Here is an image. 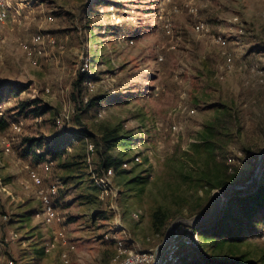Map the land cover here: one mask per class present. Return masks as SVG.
<instances>
[{
  "label": "rangeland",
  "instance_id": "rangeland-1",
  "mask_svg": "<svg viewBox=\"0 0 264 264\" xmlns=\"http://www.w3.org/2000/svg\"><path fill=\"white\" fill-rule=\"evenodd\" d=\"M189 1L28 0L20 5L16 21L10 16L0 25V82L25 87L4 110L8 121L23 122L14 155L4 154L1 145L11 131L8 127L0 131V213L10 216L0 225V240L8 230L19 235L16 242L0 247V264L7 259L14 264H61V249L45 252L54 230L34 216L41 209L39 201L33 193L22 196L27 179L23 165L38 167L32 156L23 154L25 138H41V150L51 149L44 160L53 165L41 176L45 187L56 184L57 197H63L56 208L64 219L60 227L73 237L72 264H105L114 246L103 236L123 237L121 230L129 243L149 249L155 211L177 210L186 217L192 207L223 188L222 182L236 187L233 191L262 180L264 158L259 166L257 161L264 157V82L256 70L264 71V2L197 0L193 3L197 13L192 15L185 9ZM48 14L53 22L42 20ZM197 22L226 39L231 71L222 69L223 50L212 38L194 33ZM166 24L170 35L165 33ZM38 32L54 36L64 49L48 50L36 69L26 62L18 44ZM84 61L97 75L94 93L104 97L87 129L95 139L108 131L121 137L109 153L118 159L117 167L137 153L141 157L140 164L112 179L114 196L104 201L90 177L99 157L93 153L87 162L84 141L70 145L58 137L53 123L57 114L74 111L72 82ZM7 95L0 93L2 98ZM25 100H36L49 111L35 121L30 109L16 107ZM184 107L194 114L187 115ZM97 110L105 111L98 121ZM213 124L220 131L214 148L202 140ZM172 125L178 127L175 134L168 131ZM71 126L70 119L66 127ZM56 149L59 153L52 152ZM251 155L257 157L254 162ZM224 157L227 165L237 167L251 160L248 179L237 183L227 173ZM225 199L226 195L222 204ZM136 211L141 214L133 218ZM259 218L258 235L210 247L211 241L199 236V248L217 263L264 264V211Z\"/></svg>",
  "mask_w": 264,
  "mask_h": 264
},
{
  "label": "built area",
  "instance_id": "built-area-1",
  "mask_svg": "<svg viewBox=\"0 0 264 264\" xmlns=\"http://www.w3.org/2000/svg\"><path fill=\"white\" fill-rule=\"evenodd\" d=\"M25 1L28 0H0V25L5 24L7 20L11 16L12 21H16L17 17H19L20 5L23 3H27ZM169 3L171 0H165ZM197 0H190L189 3L185 5V9L189 14L195 15L197 13V8L193 5V3ZM264 2V0H260ZM27 5V4H26ZM17 6V7H15ZM14 11L12 14L10 11ZM174 13H178V9L176 7L173 8ZM12 14V15H11ZM114 20V17H112ZM44 22H53V16L51 14L45 15L42 18ZM166 35H170L171 30L169 28V24H166L165 27ZM193 31L195 34L204 37H211L212 41L223 50L222 56L224 59L222 69H226L227 71H231L233 68V61L230 53L226 50L227 42L226 39L221 35H213L212 31L208 24L203 22H197L193 26ZM239 34H242V30L238 31ZM121 40H124L125 36H120ZM120 40V39H119ZM130 43H132L130 41ZM19 49L26 60V62L33 68H40L41 60L47 55V51L59 49L63 50L64 46L61 44V41L56 39L54 36L50 34L36 33L32 35L29 39L20 41ZM1 49V45H0ZM90 64L87 61L81 63L80 67L77 68V73H82L86 75H92L89 69ZM258 75L260 76V82H264V71L256 70ZM86 90L89 94L95 92L97 85L92 80H86L84 82ZM49 92V89L45 90ZM14 100L13 98H7L0 104V118L4 116V110L6 106L10 105V102ZM88 100L87 96L84 97L83 102L86 103ZM187 112V115H193L194 110H188L185 107L182 109ZM74 111L68 112L64 111L62 113L57 114L53 123L58 131H62L66 124L70 122V119L73 115ZM105 115V111L101 110L96 113V120H101ZM35 121H40L41 116H37L34 119ZM23 128L22 121H10L9 130L11 131V136H8L1 141L2 149L4 154L6 155H14L13 144L16 142V136L21 134ZM168 131L172 134H175L178 131V127L176 125H172L169 127ZM84 141L85 150H86V161H90V157L94 153V145L90 143L86 138H82ZM73 142H76L73 140ZM22 148V147H21ZM70 150L69 148L67 149ZM36 154L40 153V150L35 151ZM228 163H234L235 160L228 159ZM141 163L140 154H135L130 161H124L119 166L118 170H128L132 165H138ZM53 165L52 161H45L41 163L37 168L32 167L30 164H24L23 170L26 173L27 179L23 184V192L22 196L27 197L29 194H34L35 198L39 201L41 209L35 215L36 218H41L42 223L46 226H54L56 227L52 233L51 240L45 245V252L49 253L50 251L60 248L61 252L59 254L61 264H71V253L75 251L74 244L69 240L64 228L60 227L64 222V219L59 215L58 210L54 207L52 203V199L57 195L58 186L56 184H51L47 187L44 186L42 180V174H48ZM264 176V168L262 169ZM116 175V170L114 168H109L107 170H100L98 173H91V179L93 181L94 187L97 189L98 198L100 201H104L114 196V189L112 187V179ZM141 214V211H136L132 214L133 218H138ZM10 221V216L6 213H0V225L7 224ZM124 236L123 237H115L106 234L103 236L105 241H112L114 246V251L110 259L106 264H154L155 263V255H154V245L156 241L159 239V235L155 234L154 238L151 240H147L151 243L152 247L149 249L142 250L138 246L132 245L128 242V238L125 235L124 231H120ZM199 234L192 229L188 228H178L167 246L162 250L159 263L158 264H181V246L191 247L194 249H199ZM19 239V235L17 232L13 230H8L6 234L0 240V247L4 245L11 244L16 242ZM264 240V236H263ZM1 264H14L12 259H7L3 261Z\"/></svg>",
  "mask_w": 264,
  "mask_h": 264
},
{
  "label": "trees",
  "instance_id": "trees-1",
  "mask_svg": "<svg viewBox=\"0 0 264 264\" xmlns=\"http://www.w3.org/2000/svg\"><path fill=\"white\" fill-rule=\"evenodd\" d=\"M121 33L123 35L125 34V36L129 34L125 33V31H120L119 34ZM119 34H117V36ZM86 80L97 81V75H86L82 73L76 74V77L72 82L71 93L72 100L75 104L74 113L71 117L72 126L68 128L65 127L62 131H58V137L62 140L64 139L68 141L70 145H74L73 140L78 141L82 138H86L87 140L90 139L92 141V144L94 145V153H96L99 157L98 164L93 173L96 174L100 170L114 168L117 175L125 170H118V159L110 155L109 153L113 150L114 144L121 141V137L116 136L114 131H108L102 134L99 139H95L94 135L87 129L86 123L91 118L94 110L98 109L100 104L104 102V97L95 93L89 94L84 85V82ZM24 90V86H19L14 83L0 82V93L6 92L8 94L6 96L7 98L12 96L17 97ZM86 96L88 100L86 103H84L83 99ZM5 99L6 98H2L0 96V104ZM16 107L19 108L20 111L30 109L29 112L33 113L34 116H42L49 111V108L46 105H38L36 100L20 101ZM9 123L10 121H8L5 116L1 117L0 131L5 129L6 127L9 128ZM219 136L220 131L216 127V124H213L207 128L206 134L204 135L202 140L209 147L214 148L215 146H218L217 142L219 140ZM43 146V139L38 137H30L23 140L21 149L24 156H32L36 165L39 166L41 163L46 161L44 160V158L49 154L51 150L47 149L46 151H42L41 148H43ZM36 150H40V153L36 154ZM218 151L220 152L222 151V149L220 148L218 149ZM52 152L59 153L58 149ZM251 158L254 162L257 157L251 155ZM225 160L226 157H224V163L227 166V173H229L231 177L234 178L235 181H237V183L245 178L248 179L249 175L251 174L250 168H252L250 167V165L254 164L253 162L251 163V160H245L239 167L234 165H227ZM246 165L248 168L241 170L242 168L246 167ZM31 166L34 167L33 165ZM238 173L240 174L239 179ZM261 178L262 180H256L251 186L246 187V189L244 190L230 191L226 195L225 203L222 204L219 213L214 219H212L208 223L194 226V230L198 232L199 236H201L206 241H211L208 247L217 246L225 242L240 241V239L246 235L256 236L259 234V230L255 225V220H260L259 216H261L264 211V176L262 175ZM229 185L231 184L228 182H222L223 188ZM94 189L97 191L95 187ZM210 199L211 197H209L206 201L196 204L194 207H192L190 213L186 217L206 214V212L208 211V203ZM59 200H63V197H57V195L53 197L52 203L55 208L56 203ZM36 214L37 213H35V215ZM179 215L183 216V214L177 210L171 211L170 214H166L161 210H157L152 214V228L154 229L155 234L159 235V239L154 247L160 242L167 226L175 217ZM180 252L181 264H224L212 261L209 256L202 251L201 248L194 249L182 245Z\"/></svg>",
  "mask_w": 264,
  "mask_h": 264
},
{
  "label": "water",
  "instance_id": "water-1",
  "mask_svg": "<svg viewBox=\"0 0 264 264\" xmlns=\"http://www.w3.org/2000/svg\"><path fill=\"white\" fill-rule=\"evenodd\" d=\"M263 158L264 157L262 155L258 158L257 166H259ZM235 188L236 187H233V186H227V187H224L220 190H216L215 192H213L212 197L208 203V211L204 215H193L191 217H185V216L179 215L175 217L165 229L160 242L154 248V255H155L154 264L159 263V258H160L162 250L167 246V244L169 243V241L171 240L175 231L178 228L183 227V228L192 229L194 228L195 225L208 223L209 221L214 219L220 211L222 202L224 201V196L227 195L232 189H235Z\"/></svg>",
  "mask_w": 264,
  "mask_h": 264
},
{
  "label": "crops",
  "instance_id": "crops-1",
  "mask_svg": "<svg viewBox=\"0 0 264 264\" xmlns=\"http://www.w3.org/2000/svg\"><path fill=\"white\" fill-rule=\"evenodd\" d=\"M48 228H50V230L53 231L56 227H54V226H51V227H50V226H49ZM51 233H52V232H51ZM51 233H50V235H51ZM32 234H37V233H36V231H33ZM69 240L72 242L73 237H70V236H69ZM136 246H137V245H136ZM57 250L59 251L60 248H57ZM81 250H82L81 252L83 253L84 250H83V249H81ZM79 252H80V251H79ZM75 253H76V250H75L73 253H71V255H70V256H71V264H72L73 258H74V256H75ZM107 262H108V261H107ZM107 262H106V263H107ZM106 263H105V264H106Z\"/></svg>",
  "mask_w": 264,
  "mask_h": 264
}]
</instances>
